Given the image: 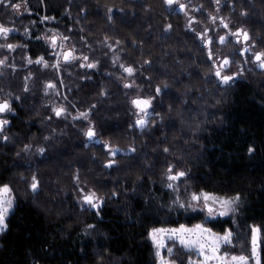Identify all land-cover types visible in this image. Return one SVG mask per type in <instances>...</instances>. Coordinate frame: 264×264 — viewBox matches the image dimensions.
<instances>
[{
  "label": "trees",
  "instance_id": "obj_1",
  "mask_svg": "<svg viewBox=\"0 0 264 264\" xmlns=\"http://www.w3.org/2000/svg\"><path fill=\"white\" fill-rule=\"evenodd\" d=\"M106 2L116 4L80 1L91 16L82 23L96 67L86 83L80 74L87 72L76 70L70 106L76 115L89 112L97 137H110L116 146L107 141L108 149L104 143L87 146L84 134L63 120L39 118L37 131L23 123L31 116L15 121L11 138L0 137V185L8 184L14 197L8 226L0 230V264H156L152 228L202 219L169 207L177 195L165 186L170 164L189 173L179 183L182 199L201 189L220 196L240 194L235 220L207 223L221 231L231 227L233 244L225 248L249 255L251 226L264 224V70L244 67L237 79L216 83L207 53L180 22L165 40L152 12L141 8L138 25L117 24L131 42L137 40L140 58L150 59L138 84L142 96L153 97L156 123L135 129L129 100L136 90L117 84L100 42L101 31H117L98 11L106 9ZM30 6L36 14L46 8L53 15L65 5L64 0H30ZM221 9L231 28L248 33L253 52L264 51V0H226ZM15 60L23 63L19 55L11 62ZM4 70L1 82H12L21 93L23 72L12 73L6 65ZM157 86L163 89L159 94ZM115 149L120 152L112 156ZM109 160L113 164L106 167ZM31 176L38 182L36 191L28 184ZM90 192L103 197L99 211L82 206V196ZM260 238L264 240V231ZM177 245L173 255L187 257L189 250ZM261 249L264 264V244Z\"/></svg>",
  "mask_w": 264,
  "mask_h": 264
},
{
  "label": "flooded vegetation",
  "instance_id": "obj_2",
  "mask_svg": "<svg viewBox=\"0 0 264 264\" xmlns=\"http://www.w3.org/2000/svg\"><path fill=\"white\" fill-rule=\"evenodd\" d=\"M80 1L83 0H64L65 6H63L62 12L53 15H47L46 8L42 15L36 14L30 6L29 0L0 1V3H4V10L10 8L9 5L12 4L20 5L19 8H12L15 17L10 22L2 19L0 13V25L10 29L7 36L0 35V83L4 84L1 80L3 75H6L4 74L6 65L12 70V73L23 72L24 78L21 84L26 88L24 93L19 95L15 86L11 85L12 82L8 83L9 86L0 85V101L10 100L13 109L11 112L0 114V119L9 121L0 128V132L5 128L8 135L13 134L15 121L20 118L22 121L23 118L29 116L32 117V121L25 120L24 125H28V130L37 131L35 124L39 118L43 117L46 121L56 119L72 124L74 128H78L84 134V144L87 146L96 144V140L100 141L99 144L104 143V148L108 146L103 139L97 137L95 130V136L91 140L88 139L86 136L88 128H94L90 113L86 112L88 118L84 119L82 116L76 115L70 106L74 101L76 70L87 72L86 76L80 74L84 83L91 81L92 77L89 73L94 70V68L81 67V64L93 62L89 57L92 53L90 40L85 36L88 30L83 27L82 23L83 20H88L91 16L85 7L80 6ZM225 2L226 0H172V3L169 4L168 0H116V4L112 5L106 2V9L102 11L100 8L98 11L106 24L111 27L120 23L122 26L134 27L139 24L140 9L144 8L146 11L152 12L155 22H158L160 26L161 36L165 40L172 36L174 23L179 21L183 25V29L188 31L197 42V47L207 53L208 58L209 50H211L212 57L209 60L212 62L214 73L217 67L227 60L228 66L222 69V74L229 76L235 74L232 79L235 80L242 73L244 67H247L249 72L259 69V62L254 59L249 39L245 40L242 35V32L245 31L241 28H231L228 21L219 15ZM181 4L185 6L183 9L179 7ZM78 12L81 14L80 17ZM26 13L29 14V17L25 15ZM237 29L241 31L237 32ZM199 33H204V37L201 38ZM52 36L57 37L55 49H53L50 39ZM128 36L126 32L118 30L117 25L115 34L101 31L100 42L103 44L104 50L109 53V62L112 64L113 70L116 71L113 75L116 76L117 84L121 87L130 84L131 87L127 88L136 90L129 100L132 103L133 99L145 98L141 95L138 80L141 78L143 67L150 65V63L147 64V60L150 59L140 58V53L143 51L136 47L137 40L134 39V42H131ZM209 36L213 38L210 45L204 42ZM65 37L67 39H64ZM220 37H225L223 42ZM61 42L63 47L60 46ZM8 45H12V47L9 48ZM69 49L74 50L73 55L76 59L65 62L62 54ZM17 55L21 57L23 63H18L16 60L14 63L11 62ZM83 56H87L88 61H84ZM39 57H43V61H47V65L43 61L37 63ZM140 59L146 62L142 64ZM57 61H59V67L55 66ZM121 65L131 66L135 71L129 75ZM236 68L238 73L235 71ZM49 82L54 87H48ZM216 83L224 84L219 81L218 77H216ZM17 97L19 99H16ZM133 106L136 112H133L132 115L136 122L143 116V113L139 112L135 105ZM33 108H37L36 111ZM56 108H64L65 111L57 116L54 111ZM148 111L151 114L144 117L147 120L146 125L143 128L135 125V129L148 128L150 120L155 117L150 108Z\"/></svg>",
  "mask_w": 264,
  "mask_h": 264
},
{
  "label": "snow or ice",
  "instance_id": "obj_3",
  "mask_svg": "<svg viewBox=\"0 0 264 264\" xmlns=\"http://www.w3.org/2000/svg\"><path fill=\"white\" fill-rule=\"evenodd\" d=\"M168 3L171 4L172 0H168ZM11 7L19 8V4H12ZM183 9L185 6L181 4L179 6ZM48 19V17H45ZM170 27V26H169ZM225 27L227 25L225 24ZM240 29H237V32H240ZM10 32V29L4 25H0V35L7 36ZM201 38L204 37V33L198 34ZM242 35L245 40L249 39L248 33L242 32ZM52 47L55 49L57 47L56 41L57 37L52 36ZM64 39H67L65 37ZM225 37H220L221 42H223ZM213 38L208 37L204 42L206 44H211ZM61 47L63 44L61 42ZM9 48L12 45H8ZM72 49H69L63 52V60L65 62H70L76 57L73 55ZM250 51V49H249ZM59 55V54H56ZM212 57V52L209 50V59ZM87 56H83L84 61H88ZM254 59L259 62V67L264 68V51L257 52L254 55ZM43 61V57H39L37 59V63ZM31 62V61H29ZM45 65H47V61H43ZM56 67H59V61H57ZM227 60L221 65L217 67L215 72L216 77L219 78V81L228 84L233 76L223 75L222 69L227 68ZM81 67L87 68H95L96 63H87L81 64ZM121 67H124L121 65ZM124 71L131 75L135 69L131 66L124 67ZM48 87H54V85L49 82ZM125 87H131L130 84H126ZM167 86L165 85V88ZM47 91V88L45 89ZM163 89L160 86H157V93H161ZM16 99H19L18 97ZM153 97L147 98H136L133 99L132 103L139 110V112L143 113L139 119L136 120L135 125L143 128L147 120L144 118L151 113L148 109L151 107ZM13 109L11 108L10 100L0 101V114L11 112ZM57 116H60L65 110L64 108H56L54 109ZM84 119L88 118L87 113H80ZM75 119V118H74ZM9 123L4 119H0V128H2L5 124ZM86 136L90 139L95 136L94 128L89 127ZM7 139V138H5ZM45 151L44 148L40 149V152L43 153ZM118 151V150H116ZM131 151H135V149H131ZM167 151V149H165ZM248 151L252 153L254 149L249 147ZM113 161L109 160L106 164V167H111ZM189 173L186 170H176L173 165L168 166V174H167V184L166 188L173 190L177 193L175 198L171 201L169 207L174 209L179 215L183 212L186 215H190L191 217L198 216L200 214H204L203 222L196 223L192 226H188L184 223H180L178 226L173 227H159L153 228L149 232V236L156 245L157 252L156 255L159 258L157 260V264H175V260H168L161 256L159 249L164 247L165 240H173L178 241L179 244L187 248L189 250L195 249L197 256L202 259L193 260L191 256L188 258V264H261V245L264 244V240H261L260 233L264 231V224L256 225L253 224L251 226V256L244 255L241 253L240 255L230 254L229 252H225L222 250V246H228L233 244L234 233L231 227H225L222 232H215L211 227H206V223L215 220L216 218L228 217L230 214H234L237 212L238 207L240 205L241 197L239 193H236L235 196H220L215 193L208 192L206 190L201 189L199 192L193 191L188 200L182 199L179 195V183L183 182L184 179L188 177ZM31 188L36 191L38 189V182L36 181L35 176H33V183L31 184ZM187 189H185L186 191ZM11 192L10 186L8 184L0 185V230H4L7 228V217L9 216V210L13 208V198L8 195ZM83 192V189H81ZM115 195V194H114ZM82 206L88 205L93 209L99 211L102 206L103 197H97L94 192H90L84 194L82 196ZM88 227H93L89 225ZM169 254L173 252L172 248L168 249ZM183 264V262H181Z\"/></svg>",
  "mask_w": 264,
  "mask_h": 264
},
{
  "label": "rangeland",
  "instance_id": "obj_4",
  "mask_svg": "<svg viewBox=\"0 0 264 264\" xmlns=\"http://www.w3.org/2000/svg\"><path fill=\"white\" fill-rule=\"evenodd\" d=\"M30 1V0H29ZM9 7L10 8H8V9H6V10H9V11H5L4 10V13H2V19H5V20H8L9 22H10V20H13V18L15 17V14H14V12H13V10H12V8L13 7H11L10 5H9ZM222 8V7H221ZM8 12H10V15H8L7 13ZM220 13H221V11H220ZM219 13V15H221ZM27 17H29V14L28 13H26L25 14ZM253 55H255V52H254V54ZM254 68H255V66H254ZM237 68L235 69V71H236V73H238L237 72ZM253 70H255V69H253ZM77 71H81V70H77ZM81 72H83V71H81ZM242 74V73H241ZM240 74V75H241ZM0 85H4V84H1L0 83ZM22 86V87H21ZM21 86H20V88H21V93H24V91H25V89L26 88H24L23 87V85L21 84ZM16 90V89H15ZM19 95H21V93H19L18 91H16ZM130 107H132V112H136V110H135V108H134V106H133V104L132 103H130ZM150 110L153 112V114H154V116L156 115V113L154 112V110H152V107H150ZM132 112H130V123H133L134 122V116L132 115V114H134V113H132ZM136 117V116H135ZM156 117V116H155ZM156 123V119L154 118V119H152V120H150V125L149 126H151V124H152V127H153V125ZM148 126V127H149ZM12 135V134H11ZM0 137L5 141V140H9L10 138H11V136L10 135H8V133H7V129H3V131H1L0 132ZM5 138H7V139H5ZM107 139V140H106ZM104 141H107V144H110L111 146H116V145H114V139H111L110 137H107V136H105V139H103ZM112 143V144H111ZM126 150H128V149H126ZM122 151V150H121ZM116 152V154H118L120 151L118 150V151H115ZM121 153H123V151L121 152ZM112 156H114V155H112ZM29 183V186L31 187V184L33 183V177L31 176V177H29V181H28ZM8 195H10V196H12V198H13V206H14V197H13V194H12V192H10V193H8ZM241 205H242V202L240 203V205H239V207H238V210H237V212L236 213H234V214H230L228 217H223V218H216L215 220H211V222L212 223H215V224H217V222L218 221H223V220H227V219H230V220H235V218H236V215L239 213V211H240V208H241ZM85 206H88V205H85ZM90 207V206H89ZM13 209V208H12ZM12 209H10L9 210V213L11 212V210ZM201 216H202V219H201V221H199V222H196V223H200V222H203V219H204V214L202 213V214H200ZM196 223H194V224H196ZM194 224H192V225H194ZM186 225H188V224H186ZM192 225H188V226H192ZM214 225V224H213ZM213 225H210L209 223H206V227H211L215 232H222L221 230H218V227H217V229H216V227H213ZM178 226V225H177ZM160 227H173V226H160ZM224 227H229L228 225H226V226H224ZM154 228H159V227H154ZM153 229V228H152ZM150 232V231H149ZM149 239H150V242L152 243V245H153V247L155 248V252H157V248H156V245L154 244V242L152 241V239L150 238V236H149ZM164 244H165V246L164 247H162V248H160L159 249V251H160V254H161V256L162 257H164L165 259H168V260H172V259H174L175 260V264H181V262H183V264H188V258H189V256H191L192 257V259L193 260H197V259H202L201 257H198L197 256V253H196V250L195 249H191V250H189V249H187V248H184V247H182L180 244H179V242L178 241H173V240H165V242H164ZM167 244H169L170 245V247L169 248H172L173 247V244H178L180 247H182L184 250H189L188 251V253H187V257H180L179 255H178V253H176L175 255H173L174 254V252H172L171 253V255L169 254V252H168V247H166L167 246ZM177 245V246H178ZM230 245H228V247H229ZM249 246H250V252H249V255L248 256H251V238H250V240H249ZM226 246H222V250L223 251H225V252H229L230 254H232L229 250H227L226 248H225ZM227 247V248H228ZM173 249V248H172ZM156 258H157V260L159 259L158 257H157V255H156ZM157 264V263H156Z\"/></svg>",
  "mask_w": 264,
  "mask_h": 264
},
{
  "label": "water",
  "instance_id": "obj_5",
  "mask_svg": "<svg viewBox=\"0 0 264 264\" xmlns=\"http://www.w3.org/2000/svg\"><path fill=\"white\" fill-rule=\"evenodd\" d=\"M0 1H1V0H0ZM258 67H259V66H258ZM259 69L262 70L263 68L259 67ZM95 143L98 144V143H99V140H96ZM115 154H116V152L113 153V155H115Z\"/></svg>",
  "mask_w": 264,
  "mask_h": 264
},
{
  "label": "bare ground",
  "instance_id": "obj_6",
  "mask_svg": "<svg viewBox=\"0 0 264 264\" xmlns=\"http://www.w3.org/2000/svg\"><path fill=\"white\" fill-rule=\"evenodd\" d=\"M141 128V127H140ZM88 139H90L89 137H88ZM91 140V139H90ZM99 143H100V141H99ZM98 143V144H99ZM106 149H108V147H106ZM116 151V149L112 152V154L111 155H113V153Z\"/></svg>",
  "mask_w": 264,
  "mask_h": 264
}]
</instances>
